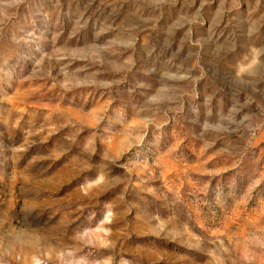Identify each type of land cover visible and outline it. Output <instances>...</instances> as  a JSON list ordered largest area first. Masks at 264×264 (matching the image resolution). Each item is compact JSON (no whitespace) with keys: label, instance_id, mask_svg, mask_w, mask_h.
<instances>
[{"label":"rangeland","instance_id":"rangeland-1","mask_svg":"<svg viewBox=\"0 0 264 264\" xmlns=\"http://www.w3.org/2000/svg\"><path fill=\"white\" fill-rule=\"evenodd\" d=\"M0 264H264V0H0Z\"/></svg>","mask_w":264,"mask_h":264}]
</instances>
